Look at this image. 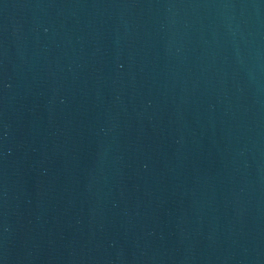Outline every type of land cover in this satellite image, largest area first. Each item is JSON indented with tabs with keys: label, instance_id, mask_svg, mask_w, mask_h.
Wrapping results in <instances>:
<instances>
[{
	"label": "water",
	"instance_id": "water-1",
	"mask_svg": "<svg viewBox=\"0 0 264 264\" xmlns=\"http://www.w3.org/2000/svg\"><path fill=\"white\" fill-rule=\"evenodd\" d=\"M0 264H264V0H0Z\"/></svg>",
	"mask_w": 264,
	"mask_h": 264
}]
</instances>
